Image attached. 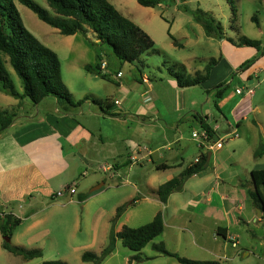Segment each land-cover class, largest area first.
<instances>
[{"label":"crops","instance_id":"0c3cea01","mask_svg":"<svg viewBox=\"0 0 264 264\" xmlns=\"http://www.w3.org/2000/svg\"><path fill=\"white\" fill-rule=\"evenodd\" d=\"M109 65L110 62L104 69L109 76L102 78L107 88L101 98L104 108L113 114L102 113L100 106H94L92 100L79 108L65 111L56 97L48 96L34 105L41 107L37 112L25 111V114L21 111L8 127L0 130L2 215L14 214L21 218L20 225L24 224V220H30L26 226L30 231L39 222L42 212L56 204V192L75 186L76 193L80 185L76 176H86L90 167L109 173L110 178H120L121 171L127 169L128 175L133 177V190L122 201L143 192L145 200L161 204V209L156 207L153 216L159 210H165L164 231L172 222L168 221L169 215L173 216V226H186L190 230L192 217L197 216L202 228L209 227L216 232L215 240L221 237L228 240L218 234L217 230L221 227L228 237L235 236L239 244L238 225L251 222L264 225V211L261 217L257 216L258 206L254 205L247 190L254 187L252 170L264 168V154L259 157L254 155L257 142L264 141V101L254 96L256 92L251 86L261 87L264 69H256L254 76H247L248 85L243 82V69H237L240 83L236 85V95L228 92V86L217 98L215 87L224 80L230 85L235 78L230 79V75L236 69L226 55H220L208 79L199 85L203 90L198 100L187 96L192 86L180 87L169 71L163 73L162 67L159 74L153 75L159 80L152 82V76L146 73H142L141 78L138 75L125 77L121 69H110ZM119 72L122 74L117 76ZM165 83L168 85L166 91L162 86ZM248 88L254 92L248 93ZM77 93L78 96L72 93L76 100L88 95L97 97L86 87H80ZM166 93L172 94L171 101V96L166 99ZM238 94L243 97L236 99ZM112 99H119L121 103L115 104ZM20 101L15 98L12 105ZM107 102L112 104L111 108L106 107ZM212 103L214 107L218 104L216 109L225 117L232 131L221 135L220 126L212 124ZM199 105L201 114L197 110ZM201 118L216 131L214 138L203 146L192 135L196 127L204 129ZM239 131L244 138L252 141L244 139L238 142L241 139ZM238 136L240 138L235 139ZM227 138L232 140V147L223 150ZM212 142H221L222 146L210 149L208 146ZM202 152L208 153L206 168L186 180L183 177L176 186L182 185V188L175 187L166 203L152 195L161 184L181 178L185 169ZM160 164H167L168 167L158 168ZM186 189L188 197L179 196ZM67 192L65 195L70 202L73 194ZM41 203L44 206L37 207ZM207 220L212 222V226H208ZM205 248L208 250L210 247ZM223 258L233 260L235 256L223 255Z\"/></svg>","mask_w":264,"mask_h":264},{"label":"rangeland","instance_id":"374dc122","mask_svg":"<svg viewBox=\"0 0 264 264\" xmlns=\"http://www.w3.org/2000/svg\"><path fill=\"white\" fill-rule=\"evenodd\" d=\"M14 1L28 29L59 55L63 79L70 91L78 96L77 91L80 87L90 89L97 94L96 101H94L96 107H99V104L103 102L101 97L107 88L104 84L107 83L104 79L87 72L84 66L94 64L98 52H101L103 58L110 62V69H121L125 77L138 75L141 78V74L146 73L150 77L152 76V82L159 80L155 79L153 75L159 74L161 67L165 74L168 72L167 67L173 66L176 71L185 73L188 71L189 74L191 73L190 75H195L196 71L205 69L212 57L218 58L220 55H226L236 66L230 75V79L235 78L228 89V92H234V95H236V85L240 83L237 69H241L242 65L250 61L251 65L243 70L245 76L243 82L246 85H248L247 76H254L256 69H264V54L254 47L233 42V40L238 41L239 38L247 36L260 39L264 47V0H186L185 4L190 9L202 8L222 22L225 28L223 39L206 35L203 25L197 22L190 12L182 8L181 0H176V4L164 3L156 7L143 6L137 0H109L154 39V48L142 54V62L119 60L106 45H90L88 38L81 31L74 35L62 34L58 28L41 20L32 9L21 3L20 0ZM35 1L54 13L47 0ZM253 16L257 17L258 22L253 20ZM171 34L179 44H175ZM87 35L90 39L95 40V36L90 30ZM5 58L7 61V57ZM7 65L13 73L15 88L23 92L21 78L12 68L9 59ZM122 73L119 72L117 76ZM162 86H164V91L168 89L167 83ZM251 86L256 92L254 96L264 101V83L261 87L255 86V84ZM241 87L243 88L242 85ZM202 90L199 85L192 86L188 89L187 96L200 100ZM165 96L167 100L170 96V101L173 99L172 94L166 93ZM240 96L243 97L242 94H238L236 99H239ZM14 102V97L0 92V110H5L9 112L8 114H20L21 111L35 113L41 108L35 107L28 97L22 98L18 104L12 105ZM166 102L168 103V101ZM212 107L214 113L212 124L220 126L219 133L223 135L232 131L228 128L229 125L225 117L214 107L213 103ZM197 110L201 114L200 105ZM26 112L25 114H27ZM228 118L231 120V116L228 115ZM224 127L227 129H223ZM202 130L200 127H196L194 132L200 134ZM238 135H241V139H238L239 136L235 137L238 142L244 139L248 140L244 138L241 131ZM231 141L229 138L224 141L223 150L232 147ZM257 143L258 147L261 142ZM120 174V178L119 176L110 178L109 173L98 168L88 167L86 176L79 174L76 176L80 185L77 192L73 193L70 198V202L67 194L65 195L67 191H64L63 196H57L54 206H50L45 212H42L39 222L30 231L26 228L28 222H31L30 220H24V224H18L13 229L11 243L27 249L41 248L43 255L40 257L27 260L22 255L5 249L3 241L6 235H3L0 227V264H43L46 260H63L66 264H95L92 260L84 261L82 255L86 251L100 254L109 243L113 219L118 206L124 204L125 210L122 216L117 219L115 229H122L123 225L132 227L143 225L153 219L156 207L160 209L162 207L161 204L145 200L143 192H137L133 196L134 198L122 201L123 197L133 190L131 186L134 182L133 177L128 175L127 169L121 171ZM104 181L105 184H102ZM97 186L99 188L93 190ZM82 193L87 194V198L80 201L79 195ZM187 194L186 189L179 193V196L186 198ZM50 201L53 200L50 199ZM43 206L44 204L41 203L37 207ZM161 211L164 214L165 210ZM0 215L3 216L1 213ZM172 217V215L168 216L169 222H173ZM199 221L197 216L192 217L190 223L192 230L186 226L179 228V226H173L172 222L169 223L162 234L153 238L140 251L130 249L118 238L115 250L101 264H182L175 257L162 254L155 249L154 245L161 242L170 251L191 259L218 260L224 264H264V243L262 242L264 225L256 222L238 225L240 242L237 247H233L230 241L224 240L222 237L215 240L216 232L210 230L209 227L202 228ZM206 223L208 226H212L210 220H207ZM205 247L210 248L207 250ZM138 253L142 256V260L134 258ZM246 253L249 254L246 255ZM223 255H234L235 258L226 260Z\"/></svg>","mask_w":264,"mask_h":264},{"label":"trees","instance_id":"16d2710c","mask_svg":"<svg viewBox=\"0 0 264 264\" xmlns=\"http://www.w3.org/2000/svg\"><path fill=\"white\" fill-rule=\"evenodd\" d=\"M143 6L156 7L164 3L176 4V0H137ZM182 8L190 12L195 20L204 27L206 35L216 39H223L225 28L220 20L213 16L209 11L197 8L190 9L186 0H181ZM21 3L32 9L37 16L60 30L62 34L74 35L81 31L92 46L104 44L106 47L122 61L142 62V54L151 50L155 46L154 39L133 20L123 14L115 4L109 0H47L54 13L43 7L35 0H20ZM258 22L256 16L252 17ZM90 30L95 36V40L87 35ZM175 44L178 40L171 34ZM232 40V39H231ZM239 45H247L256 48L264 54V47L260 39L249 38L247 36L234 41ZM9 62L21 78L23 92L15 88L13 73L7 65ZM106 63L103 66V63ZM218 62V58L212 57L203 71H196L195 75L187 72L176 71L173 66H168L167 70L175 77L180 87H188L202 84L208 79L212 67ZM101 52L97 53L94 64H86L85 70L101 78H108L109 73L104 69L107 66ZM251 65L247 61L241 68L244 70ZM229 83L226 80L220 82L215 89L216 97L220 98L223 91L227 89ZM0 92L11 95L14 98L22 99L28 97L34 105L40 103L48 96L58 99L63 110L68 111L72 108H79L88 100L96 101L95 98L85 96L76 100L69 87L63 79L62 64L59 55L52 48L44 44L35 34L25 25L18 6L14 0H0ZM114 102V99H112ZM219 108L218 104H215ZM102 113H110L104 108V103L99 104ZM112 104L107 102L106 107L111 108ZM5 110H0V130L8 127L14 120L16 113L8 114ZM202 126L213 139L216 131L201 118ZM264 154V142L256 148V157ZM208 163V153L202 152L199 158L183 172L181 178H173L161 184L152 195L160 201L166 203L169 195L174 188L179 185L183 177L187 174H195L204 170ZM158 168L168 167L167 164H160ZM253 188H248V195L251 197L255 206L264 211V168L252 170ZM69 187V186H67ZM87 194L79 195V200L83 201ZM125 210V205L117 207L116 215L113 219V226L110 232L109 243L98 254L93 251H86L82 255L84 261H94L101 264L110 255L116 246L117 239L132 250H142L148 242L156 236L162 234L165 228L164 214L159 210L153 219L138 227L124 225L120 231L115 229V223ZM1 230L3 235L9 237L3 241V247L15 254L22 255L25 259L31 260L43 255L41 248L27 249L11 243L13 229L21 223V218L12 213L0 215ZM218 234L228 238L224 228L219 227ZM155 249L162 254L175 257L182 264H223L218 260H197L179 255L177 252L170 251L163 242L155 244ZM137 260H142L138 253L134 256ZM43 264H66L63 260H46Z\"/></svg>","mask_w":264,"mask_h":264},{"label":"built area","instance_id":"2783aa9c","mask_svg":"<svg viewBox=\"0 0 264 264\" xmlns=\"http://www.w3.org/2000/svg\"><path fill=\"white\" fill-rule=\"evenodd\" d=\"M106 63L104 62L103 63V66L105 65ZM238 92H241V89H238ZM247 92L248 93H253L254 90L252 88H248L247 89ZM149 98H147L148 100ZM114 103L115 104H120V100L119 99H115L114 100ZM193 137L197 139L198 143L200 144V146H203L204 144H206L208 142V140H212L209 138V134L207 133V131L205 129H203L201 131V133H197V132H193ZM221 146V142H212L211 144H209V148L210 149H214L215 147H220ZM64 191H69L71 194H73L75 192V186H69V187H66L65 189H62V190H59L58 192H56V196H61L63 195V192ZM0 213L2 214V210H1V207H0ZM228 241L231 242V244L236 247L238 245V240L235 236L231 235L228 237Z\"/></svg>","mask_w":264,"mask_h":264},{"label":"water","instance_id":"95a60500","mask_svg":"<svg viewBox=\"0 0 264 264\" xmlns=\"http://www.w3.org/2000/svg\"><path fill=\"white\" fill-rule=\"evenodd\" d=\"M189 176H190V174L186 175L185 180H186ZM97 187H99V186H97ZM95 188H96V187H95ZM181 188H182V185L176 187V189H181ZM257 216H258V217H261V216H262V210H261L259 207L257 208ZM8 239H9V237L6 236V237H5V240H8Z\"/></svg>","mask_w":264,"mask_h":264}]
</instances>
